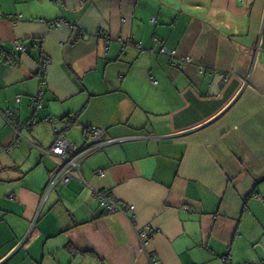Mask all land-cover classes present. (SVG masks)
<instances>
[{
  "label": "crops",
  "instance_id": "crops-1",
  "mask_svg": "<svg viewBox=\"0 0 264 264\" xmlns=\"http://www.w3.org/2000/svg\"><path fill=\"white\" fill-rule=\"evenodd\" d=\"M41 87L15 138L7 112L27 122ZM92 126L126 140L47 193L60 159L44 150L80 149ZM98 189L135 208L107 212ZM152 253L264 262V0H0V264Z\"/></svg>",
  "mask_w": 264,
  "mask_h": 264
},
{
  "label": "built area",
  "instance_id": "built-area-1",
  "mask_svg": "<svg viewBox=\"0 0 264 264\" xmlns=\"http://www.w3.org/2000/svg\"><path fill=\"white\" fill-rule=\"evenodd\" d=\"M105 39L107 40L109 38L108 35H104ZM19 50L25 51V47L23 44H20L17 46ZM162 53L166 52L165 48L161 49ZM188 60V58H186ZM47 65V59L43 58L40 61V73L43 75L46 74L45 68ZM154 79V78H153ZM155 82V79L153 80ZM43 96H44V90L41 87L38 93L33 96L31 101V106L33 108V113L28 119L27 122L23 123L20 122V119L17 114L13 112H7L5 119L7 122L11 125L15 138L22 137L21 131L24 127H27L29 124H36L38 122V117L36 116V111H38L43 106ZM17 101H20V98L17 97ZM53 118H45L44 121L46 122H52ZM54 131L57 133L58 130L54 129ZM88 134H90L93 137V142L87 143L83 145L80 149H77L75 145L70 143L66 138L64 137H58L54 144L49 148L45 149V153L48 155L56 156L60 159V163L57 166L56 170L53 172L50 180V186L48 187L47 193L55 187L57 183H66L70 179L75 177L74 171H77L80 173L81 170V163L82 160L87 157L88 155L101 150L105 148L106 146L122 143L126 140V138L123 137H107L105 135V132L102 128L92 126L88 128ZM98 173L101 175L104 174L103 170H98ZM95 196L98 198L99 203L102 207L107 210V212L110 213H116L121 212L125 213L128 209L133 210L135 208L134 205L130 204H124L121 201L117 200V198L108 190L106 189H98L95 190ZM42 207L39 208L35 221L40 217L41 215ZM155 234V229L151 225H147L145 228H142L138 231V236L140 239V242L142 245H146L148 241L151 239V237ZM154 253L150 255L151 257V264H160L159 261H157L153 257ZM225 264H230L227 259L225 260ZM233 264H264L262 263H255V262H240V263H233Z\"/></svg>",
  "mask_w": 264,
  "mask_h": 264
},
{
  "label": "trees",
  "instance_id": "trees-1",
  "mask_svg": "<svg viewBox=\"0 0 264 264\" xmlns=\"http://www.w3.org/2000/svg\"><path fill=\"white\" fill-rule=\"evenodd\" d=\"M68 117H70V116H68ZM69 122H72V121L70 120Z\"/></svg>",
  "mask_w": 264,
  "mask_h": 264
}]
</instances>
